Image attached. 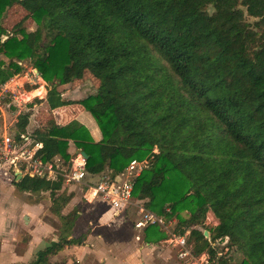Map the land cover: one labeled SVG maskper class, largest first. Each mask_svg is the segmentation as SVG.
<instances>
[{
    "label": "trees",
    "instance_id": "obj_1",
    "mask_svg": "<svg viewBox=\"0 0 264 264\" xmlns=\"http://www.w3.org/2000/svg\"><path fill=\"white\" fill-rule=\"evenodd\" d=\"M16 4L28 15L8 32L2 21ZM28 19L34 31L24 27ZM26 61L47 83L50 109L80 105L101 136L78 121L36 129L44 161H70L72 142L87 154L88 174L114 176L158 147L134 196L178 218L182 233L212 210L219 224L210 238H228L240 264H264V0H0V90ZM86 72L99 81L96 94L65 100L59 87ZM28 125L29 114H20L18 132ZM14 184L35 203L49 193L61 217L56 240L32 264H79L54 260L89 234L73 237L77 208L61 214L74 196L63 179ZM144 235L149 244L166 237L157 226ZM191 240L216 259L202 232L193 229Z\"/></svg>",
    "mask_w": 264,
    "mask_h": 264
},
{
    "label": "rangeland",
    "instance_id": "obj_2",
    "mask_svg": "<svg viewBox=\"0 0 264 264\" xmlns=\"http://www.w3.org/2000/svg\"><path fill=\"white\" fill-rule=\"evenodd\" d=\"M20 9V7H16V10ZM16 10L10 8L4 15L2 27L4 28L5 26L4 29L8 32L12 31L14 26L28 15V13L24 14L22 11L17 15ZM11 12L12 14L10 15ZM250 22H252V19H250ZM24 27L27 31H34L37 28L32 19L25 21ZM1 59L8 62L3 56H1ZM21 65L23 71L15 75L13 79L16 77L23 78L25 75L26 78L22 79L20 83L15 82L11 85L10 89L14 90L13 95L0 99V114H2L1 109L6 112L5 121L11 124V130L16 129L20 113H31V109L35 105L40 104L41 101L39 100L45 94L44 88L43 94L32 99V101H28L29 97L37 96L31 92L35 91L34 87L40 86L42 82L34 78L35 75L39 77L40 75L30 62L26 61L21 63ZM87 76H90V74H87ZM28 78L33 79L37 85H32L33 83L31 84V81L27 80ZM91 80L93 81L89 82L88 87L83 88V93L80 95L82 98L96 94L99 81L92 75ZM45 83H42L41 86L47 88V83ZM87 88L90 90H87ZM14 97L17 98V101H15ZM86 116L88 119L84 125L93 136L98 138L99 132L94 118L90 114H86ZM3 120L4 118L0 119V134L4 126ZM46 121H41V124H46ZM12 122L14 123L12 124ZM42 127H45V125H42ZM69 152L71 158H73L81 151L71 142ZM105 172L109 171L106 170ZM13 179L12 169L6 164H0V264H32L37 250L43 249L52 240H56L61 230L60 215L57 214V206L53 205V200L49 193L42 196L39 204L32 206L29 211H24L23 207L26 208V205L35 201L36 198L13 187ZM67 190V192L72 191L75 197L63 210V214H67L77 208L80 212V217L76 223L75 235L81 236L87 231H89V234L83 244L75 245L63 251L54 257L55 261L70 259L72 262L79 260L85 263L89 259L90 250L97 251V249L104 254V258L109 257L111 260L119 261L139 254L144 247H151L152 255L156 252H168L169 260L171 259L170 262L173 264L172 253L166 246L159 243L148 245L144 233L135 229L136 215L133 207L127 210L125 218H114L112 215L113 210L108 203L102 200H98L96 204H88L86 202L83 195L84 185H70ZM10 216L12 223L9 221ZM181 216L187 218L188 214L182 212ZM25 217L28 220H25ZM174 219L177 222L179 221L178 218ZM218 249L223 251L224 246H219ZM98 256L97 253L94 264L104 263L102 255ZM221 256L232 258L231 264H240L243 257L242 253L238 252L233 246H230L229 253L223 252ZM120 257L123 258L121 259Z\"/></svg>",
    "mask_w": 264,
    "mask_h": 264
},
{
    "label": "built area",
    "instance_id": "obj_3",
    "mask_svg": "<svg viewBox=\"0 0 264 264\" xmlns=\"http://www.w3.org/2000/svg\"><path fill=\"white\" fill-rule=\"evenodd\" d=\"M34 78L39 80L37 75ZM28 81L36 86L33 79L29 78ZM13 94L14 91L5 84L0 90V99ZM14 99L17 101L16 97ZM41 148L42 143L33 138V132L26 130L20 133L16 129H7L0 137V164H6L12 169L14 179L16 178L15 170H21V179L29 177L55 181L61 177L63 185H84L85 199L88 202L100 199L108 203L114 210L115 216L133 207L137 216L134 223L135 228L144 230L152 226L159 227L166 235L160 244L175 253L178 264H219L217 260L221 254L230 252L228 238L215 241L210 238L209 230L216 228L219 224L212 210H208L202 225L184 228L185 232L182 233L177 229L178 222L174 218L155 214L146 208L144 200H139L134 196L135 183L143 172L151 167L155 155L159 153L158 147H155L152 153L144 159L131 160L124 170L114 176H111L109 172L98 175L88 174L86 159L82 152L77 153L68 162L62 158L44 161L38 155ZM193 229L203 234L205 231L209 232L208 236H204L216 251V259L212 258L208 250L201 253L195 251V244L191 240ZM219 246H224L223 251H219Z\"/></svg>",
    "mask_w": 264,
    "mask_h": 264
},
{
    "label": "crops",
    "instance_id": "obj_4",
    "mask_svg": "<svg viewBox=\"0 0 264 264\" xmlns=\"http://www.w3.org/2000/svg\"><path fill=\"white\" fill-rule=\"evenodd\" d=\"M15 7V8H14ZM16 7H20L21 9L20 10H16ZM13 9H15L16 11H17V15H19L18 13L19 12H23L24 14H27V11L25 10V9H23L20 5H18V4H16V5H14L13 7H12ZM11 8V9H12ZM12 14V12L10 13V15ZM15 14V15H16ZM4 28H5V26H4ZM87 74H89L88 72H86L85 73V75H84V77H83V79H81V80H77V81H75L74 83H71V84H69V85H63V86H60L59 87V90L61 91V93H62V97L65 99V100H72V101H78V100H81V99H84V98H82L80 95L83 93V88H85V87H88V85H89V82L90 81H93V80H91V74H90V76H87ZM26 78V75L23 77V78H21V77H16V78H14V79H12V80H10L9 82H7L6 83V85H7V87L8 88H11V85L13 84V83H20V81L22 80V79H25ZM27 80H29V78L27 79ZM39 81L40 82H42L43 84L45 83L40 77H39ZM42 83L40 84V86L42 85ZM46 84V83H45ZM36 85H37V83H36ZM38 86L37 85V87H34V89H35V91L36 90H38V89H40V88H45V94L40 98L42 101L40 102V104L39 105H35L32 109H31V113L29 112H27L28 114H29V125H28V127H27V131H29V132H33L34 130H32L31 131V129H42V130H45L46 128H48V127H51V126H53V125H55V124H57V125H66V124H68L69 122H71V121H78L79 123H81V124H83L84 125V123H85V121L88 119L87 118V116H86V114H90V113H88V112H86L85 110H84V108L83 107H81L80 105H70V106H66V107H63V108H59V109H55V110H52V109H50V107H49V105H48V103H47V101H46V95H47V88L45 87V86ZM40 87V88H39ZM12 90V89H11ZM87 90H90V89H88L87 88ZM14 91V90H13ZM31 93H34V91L33 92H31ZM93 93V92H92ZM91 95H93V94H91ZM40 95H37V96H33V98H30L29 97V99H31V100H29V101H32V99H34V98H36V97H39ZM21 114V113H20ZM91 115V114H90ZM5 117H6V112L5 111H3L2 110V114H0V119H3L4 118V120H3V130H2V132H1V134H0V137H1V135L4 133V131H6L7 129H10V127H11V124H9V122H7V121H5ZM40 119H41V121H44V120H47L45 123L46 124H41V121H40ZM11 123V122H10ZM14 122H12V124H13ZM34 125H36V126H34ZM42 125H45V127H42ZM85 126V125H84ZM97 128H98V126H97ZM11 130V129H10ZM16 130H17V128H16ZM90 131V130H89ZM98 132H99V136H98V138H96L95 136H93L92 134V136H93V138L96 140V141H99L100 140V131H99V129H98ZM91 133V132H90ZM55 158H61V157H55ZM22 180V179H21ZM20 181V180H19ZM14 182L15 183H17L16 181H15V179H13V184H14ZM13 187H15V188H17L16 187V185L14 184V186ZM68 187H70V185L68 186V185H63V190H66V191H68L67 190V188ZM18 189V188H17ZM68 194H73V192L72 191H69V192H67ZM30 194V193H29ZM31 195V194H30ZM83 195H84V199H85V187H84V191H83ZM75 196H73V198H74ZM72 198V199H73ZM86 200V199H85ZM98 200H100V199H97V200H94L93 202H88L87 200H86V202L88 203V204H96V202L98 201ZM71 202V201H70ZM40 203V202H39ZM39 203H35L34 201L32 202V203H28L27 205H26V208L25 207H23L24 209V211H29V209L32 207V206H34V205H36V204H39ZM53 205H55L54 203H53ZM110 206V205H109ZM111 207V206H110ZM66 208V207H65ZM64 208V209H65ZM63 209V210H64ZM23 210H21V211H23ZM63 210L61 211V214L62 215H65V214H63ZM113 210V209H112ZM126 214H127V211L125 212V213H122V214H120L119 216H115V213H114V210H113V213H112V215H113V217L114 218H119V217H122V218H125L126 217ZM135 214V213H134ZM136 215V214H135ZM14 216H16V215H14ZM61 218V217H60ZM136 218H137V216H136ZM135 218V219H136ZM25 220H28V218L27 217H25ZM9 221H10V223H12V219H11V216H10V218H9ZM78 222V221H77ZM76 222V223H77ZM135 226V225H134ZM75 227H76V225H75ZM61 229V228H60ZM136 230H138L139 232H142V233H144V230H140V229H137V228H135ZM161 230V229H160ZM61 231V230H60ZM162 231V230H161ZM163 232V231H162ZM164 233V232H163ZM80 235H78V236H76L75 235V228H74V233H73V237H79ZM163 240V239H162ZM161 240V241H162ZM160 241V242H161ZM160 242H159V244H160ZM148 245H152V244H149L148 243ZM46 247V246H45ZM44 247V248H45ZM43 248V249H44ZM70 249V248H69ZM169 249V248H168ZM40 250H42V249H38L37 250V252L38 251H40ZM67 250V249H66ZM170 250V253H172V260H173V264H178L177 263V261H176V258H175V253L171 250V249H169ZM65 251V250H64ZM37 252L35 253V254H37ZM62 253V252H61ZM60 253V254H61ZM97 253H98V255L99 256H101L102 255V260H103V262L104 263H102V264H171L172 262H170V260H169V254H168V252H156V253H154L153 255H152V249H151V247H144L140 252H139V254H137V255H135V256H132V257H126L125 259L123 258V257H120L122 260H119V261H117V260H111V258H109V257H103V253H101V252H99L98 251V249H97V251L96 250H90V252H89V259H87V262H80L79 260H77V262L79 263V264H94V262L96 261L95 259L97 258ZM98 256V257H99ZM35 257H36V255H35ZM35 259V258H34ZM33 259V260H34ZM1 260V259H0ZM89 260H90V262H89ZM33 262V261H32ZM70 262H72V261H70Z\"/></svg>",
    "mask_w": 264,
    "mask_h": 264
},
{
    "label": "water",
    "instance_id": "obj_5",
    "mask_svg": "<svg viewBox=\"0 0 264 264\" xmlns=\"http://www.w3.org/2000/svg\"><path fill=\"white\" fill-rule=\"evenodd\" d=\"M38 73V72H37ZM39 74V73H38ZM82 155L85 157V159L87 160L88 159V156L85 152H82ZM16 178H15V181L16 182H19V180H21V170H15L14 172ZM209 232L208 231H205L204 232V235L205 236H208Z\"/></svg>",
    "mask_w": 264,
    "mask_h": 264
},
{
    "label": "bare ground",
    "instance_id": "obj_6",
    "mask_svg": "<svg viewBox=\"0 0 264 264\" xmlns=\"http://www.w3.org/2000/svg\"><path fill=\"white\" fill-rule=\"evenodd\" d=\"M43 92H44V88H40V89L34 91V94L35 95H40V94H43Z\"/></svg>",
    "mask_w": 264,
    "mask_h": 264
}]
</instances>
